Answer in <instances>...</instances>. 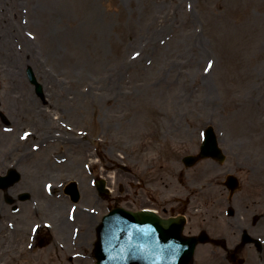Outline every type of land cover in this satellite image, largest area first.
Segmentation results:
<instances>
[{"label":"rangeland","instance_id":"374dc122","mask_svg":"<svg viewBox=\"0 0 264 264\" xmlns=\"http://www.w3.org/2000/svg\"><path fill=\"white\" fill-rule=\"evenodd\" d=\"M0 7V40L20 44V33L32 41L26 54L15 50L14 65L0 53V111L9 123L0 119V174L14 165L21 180L10 192L30 193L13 212L0 191V264H71L48 243H68L73 223L66 238L40 228L42 249L27 243L33 223L53 225L55 210L66 219L72 203L57 187L70 178L88 185L86 163L106 177L112 206L174 205L172 195L183 191L191 199L186 229L193 232L198 197L204 207L216 196L219 206L227 203L222 180L229 168L241 183L239 200L264 198V0H0ZM29 65L42 97L26 78ZM207 125L225 161L185 168L180 158L197 151ZM25 131L32 134L22 140ZM119 163L130 170H118ZM92 194L78 204L97 207ZM91 242L81 247L89 251ZM206 248L197 247L195 264H212Z\"/></svg>","mask_w":264,"mask_h":264},{"label":"bare ground","instance_id":"6f19581e","mask_svg":"<svg viewBox=\"0 0 264 264\" xmlns=\"http://www.w3.org/2000/svg\"><path fill=\"white\" fill-rule=\"evenodd\" d=\"M18 34H19V40H20L19 42H20V44H17L16 43V45H14L13 44V40L12 41H10V39L8 40V38L5 35L0 40V53L2 55L6 56L7 58H9V61L12 62L13 65L15 64V61L18 60V57H16V55L14 53L15 50H17L18 48L19 49L17 51H19V50L22 49V54H26V50L24 49V47L27 48L28 47V44H31V42H32L30 39H27L24 35H20V33H18ZM48 41H49V37L46 36L44 38V41L43 42L45 44ZM4 56H2V57H4ZM30 64L33 65V61H31ZM16 66H17V64H16ZM25 99L28 100L27 101L28 104H31L32 103V100L29 97H26ZM253 107H255V106H253ZM77 172H79V171H77ZM85 190L86 191H89V188L86 187ZM45 200H46V198L43 201H45ZM45 203L46 202H43V205H45V208L44 209H47L46 208L47 205ZM58 213H59L58 210H55L54 211V214L55 215L54 214L52 215L56 219L55 220L56 221L55 222L56 229H57V231H58L59 234H61V235L64 234V233L66 234V230L68 228V224L69 223L66 221V219L60 218L59 215H57ZM80 215L85 220L84 221V230H83V233H82V237L89 236V239H91V232L93 230L94 221L93 220L92 221L89 220L88 219L89 215L87 213H84V212H81V211L77 212V220H78V218H79ZM7 243L9 245L10 244V241H7Z\"/></svg>","mask_w":264,"mask_h":264},{"label":"flooded vegetation","instance_id":"af4514ba","mask_svg":"<svg viewBox=\"0 0 264 264\" xmlns=\"http://www.w3.org/2000/svg\"><path fill=\"white\" fill-rule=\"evenodd\" d=\"M162 209H163V212L166 211L165 206H163ZM171 211H173V209H171ZM230 225H231L230 226L231 228H230V230L228 229L229 233L223 234L222 236H224V237L229 236L230 245L234 248V250L232 251V253L234 254V259L237 261L240 257L244 258L245 256H246V258H250V255L248 254L245 246H239V244H238L239 237H238V234H236V232L240 233L242 230H244V228H241V226L238 222H233ZM231 229H234V230H231ZM258 231L264 235V226H262ZM84 244H87V245L90 244L89 236L82 237V235H79L77 240H76V246L80 249V251L82 252V255H89V251H87L81 247V245H84ZM57 251L61 254H64V253L69 254L74 250H73V248L66 250L65 245H63L62 249H60V250L57 249ZM262 258H263V256L260 257V259H262Z\"/></svg>","mask_w":264,"mask_h":264},{"label":"water","instance_id":"95a60500","mask_svg":"<svg viewBox=\"0 0 264 264\" xmlns=\"http://www.w3.org/2000/svg\"><path fill=\"white\" fill-rule=\"evenodd\" d=\"M32 80H34V79L32 78ZM209 133H211V132L210 131L207 132V136L205 137V142L203 143V146L201 148V153H200L199 157L207 155V154H211V155L214 156V154H216V152L219 151L218 149H216L215 140L212 137V134L209 135ZM197 158L198 157H190V159H188L186 161L187 165L193 164ZM0 179H2V178H0ZM10 180L11 181L14 180V175L10 176ZM0 186H2V185H0ZM2 187H6V185H3ZM147 215H148V212H139V213H133V214L132 213H125L124 214V218H125V220H127L126 222H130V220H133L135 217L137 219H142V218H146ZM169 222H172V220L166 221L164 223L161 221V223L165 224V225H167ZM177 233L179 235V232H177ZM99 237H101V233L99 234ZM191 243H192V245L195 244L194 241L191 242ZM100 259L101 258H99V261H100ZM188 260L186 261V263L188 262ZM98 264H100V263H98ZM101 264H102V261H101Z\"/></svg>","mask_w":264,"mask_h":264},{"label":"snow or ice","instance_id":"6c2138e0","mask_svg":"<svg viewBox=\"0 0 264 264\" xmlns=\"http://www.w3.org/2000/svg\"><path fill=\"white\" fill-rule=\"evenodd\" d=\"M209 67H211V64L209 65Z\"/></svg>","mask_w":264,"mask_h":264}]
</instances>
